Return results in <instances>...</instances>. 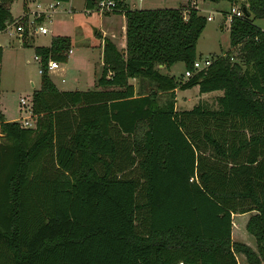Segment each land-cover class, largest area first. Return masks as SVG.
Wrapping results in <instances>:
<instances>
[{"label":"trees","instance_id":"1","mask_svg":"<svg viewBox=\"0 0 264 264\" xmlns=\"http://www.w3.org/2000/svg\"><path fill=\"white\" fill-rule=\"evenodd\" d=\"M116 1L125 48L105 37L99 89L57 88L47 61H66L70 38L53 35L34 47V126L0 112V264H264V29L253 22L264 0H244L229 23L250 69L227 52L184 81L158 65L194 69L206 16ZM8 2L0 29L13 21ZM193 85L221 89L218 106L175 109L174 89ZM249 210L255 250L231 237L232 212Z\"/></svg>","mask_w":264,"mask_h":264},{"label":"rangeland","instance_id":"2","mask_svg":"<svg viewBox=\"0 0 264 264\" xmlns=\"http://www.w3.org/2000/svg\"><path fill=\"white\" fill-rule=\"evenodd\" d=\"M130 7L155 8V7H181L182 13L187 15L188 0H125ZM211 1L196 0L194 7H199V13L208 16L205 26L196 42V56L200 61L205 58H213L230 52L231 60L238 61L242 67L250 69L241 60L238 46L230 45L229 22L224 19L222 12L229 11L231 5L241 6L244 0ZM49 3L54 6L50 7ZM13 21L6 23L0 29V45L2 54L0 59V112L7 118L19 120L29 115L28 107L31 105L32 92L40 86V62L36 59L34 47L36 45H50L53 35H67L70 38V47L73 52L68 53L66 61H58V67L49 70V76L53 83L62 90L94 89L101 74L102 44L107 33L118 46L123 40L125 16L120 12L105 13L97 9L95 3L91 8H86L85 0H9L8 2ZM23 5H26L25 11ZM25 23L33 19V22L25 26L26 34L22 36L16 30L14 20L22 13ZM111 12V11H108ZM115 13V14H114ZM114 14V15H113ZM253 22L264 29V18H254ZM20 23V22H19ZM42 24L48 32L41 33L34 28ZM222 24V27L220 25ZM94 28L98 29L94 33ZM114 35H111V32ZM104 33V34H105ZM125 42V41H124ZM124 49V48H123ZM213 56V57H212ZM159 71L174 76L177 81L188 78L185 75L186 67L183 61H175L169 68L161 67ZM63 79V80H62ZM143 79L142 82H144ZM136 83L140 81L135 80ZM143 91L150 87L144 82ZM177 109H189L201 102L202 104L216 108L217 96L222 94L221 89L199 92L198 86L177 88ZM24 97L26 104L20 103ZM169 97V91L158 92V102L163 103ZM35 123V120H34ZM208 153V151L206 150ZM239 218H235V220ZM236 230V229H235ZM237 231V230H236ZM235 231V234L237 232ZM233 240H237L233 237ZM255 248V246H254ZM239 264H247L243 255H239Z\"/></svg>","mask_w":264,"mask_h":264},{"label":"built area","instance_id":"3","mask_svg":"<svg viewBox=\"0 0 264 264\" xmlns=\"http://www.w3.org/2000/svg\"><path fill=\"white\" fill-rule=\"evenodd\" d=\"M94 3L96 5L97 9L100 10V11H103V12L115 11V10L119 9V6L117 5V1L116 0H95ZM190 3L192 5H194V4H196V0H190ZM49 6L53 7L54 4L53 3H49ZM243 13H244V11H243V8L241 6H235V5L232 4L231 7H230V10L229 11H223L222 15H223L224 19L227 20L230 23V21H231V19L233 17H240V16L243 15ZM24 16H25V13L23 12L20 16H18L17 19L14 20V23L17 22V24L15 25V28L19 32V34L21 36L23 35V32L26 30L25 26H28V24L33 22V19L28 20V18L25 19L27 23H25L24 20L20 21L22 18H24ZM206 18L207 19H211L212 16L208 15V16H206ZM34 30L35 31H40L41 33L48 32L47 27L42 25V24H38V26L35 27ZM71 51H72V48L70 47L68 49L67 53H70ZM35 57H36V59L39 60L38 56H35ZM232 58L233 57H231V59ZM211 61H212V58H208V57L203 58L201 61L199 59H196L194 61V63H193L194 69L193 70L186 69L185 75L186 76H190L191 74L194 73V71H197V70H200V69H203V68L207 67L211 63ZM57 67H58V61L53 60V59H49L47 61V69H48V71L49 70H53V69H55ZM40 71H41V69L39 68V72ZM20 103L21 104H26V100H25L24 97L20 98ZM27 109L29 111V115L21 117L18 121L20 122V124L22 126L32 127V126H34V120L35 119H34V115H32L31 105Z\"/></svg>","mask_w":264,"mask_h":264},{"label":"crops","instance_id":"4","mask_svg":"<svg viewBox=\"0 0 264 264\" xmlns=\"http://www.w3.org/2000/svg\"><path fill=\"white\" fill-rule=\"evenodd\" d=\"M188 2H189V4H191L190 3V0H188ZM232 3H234V2H232ZM243 3H245V5H246V2L244 1ZM242 3V4H243ZM127 4H129L128 2H127ZM194 5H196V4H194ZM191 6H193L192 4H191ZM197 9H198V12L200 11V8L199 7H196ZM113 11H111V12H108V11H106L105 13H112ZM115 14V13H114ZM113 14V15H114ZM122 14V13H121ZM123 15V14H122ZM125 23H126V19L124 20V32L122 33V35H121V40H123V43H122V45L121 46H118L117 44H116V42L112 39V38H110L116 45H117V47L119 48V49H123V48H125V35H124V33H125ZM258 25V24H257ZM220 27H222V24L220 25ZM261 27V26H260ZM98 30V29H97ZM96 30V31H97ZM105 33V32H104ZM102 33V35H105V37H108L109 38V36H107L108 34L107 33ZM111 35H114V32L112 31L111 32ZM102 46H103V44H102ZM73 52V50L70 52V53H72ZM101 64H103V60H102V62H101ZM161 67H164V65H158V68H161ZM170 67V66H169ZM168 67V68H169ZM101 69H102V65H101ZM101 69H100V72H101ZM63 80V79H62ZM135 80H137V78H129V81L134 85V90H135V94L137 93V91H138V83H136L135 82ZM198 86V85H197ZM58 89H60L59 87H57ZM100 87L97 85V87L96 88H94V89H99ZM177 88L178 87H176L175 89H174V93H176L178 90H177ZM60 90H62V89H60ZM80 90H85V89H80ZM176 102H177V97H176V94H175V109H177V107H176ZM2 113V112H1ZM3 114V113H2ZM3 116H4V114H3ZM4 118L6 119V120H12L13 118H7V117H5L4 116ZM252 213H255V210H249V211H244V212H232V227H231V237H232V239H233V237L235 238V239H237V240H234V241H238V242H242V243H245V244H247V245H249L250 247H252L254 250L256 249V243H255V239H254V237L252 236V235H250L247 231H246V227H245V225H246V222H247V219L249 218V216L252 214ZM239 218V220L238 219H236L235 220V218ZM237 231H236V230ZM235 231L237 232V234H235ZM254 246H255V248H254ZM239 255H241V254H238V255H236V258H237V263L239 264Z\"/></svg>","mask_w":264,"mask_h":264},{"label":"water","instance_id":"5","mask_svg":"<svg viewBox=\"0 0 264 264\" xmlns=\"http://www.w3.org/2000/svg\"><path fill=\"white\" fill-rule=\"evenodd\" d=\"M96 30H97V29H95V28H94V30H93V31H94V33L96 32Z\"/></svg>","mask_w":264,"mask_h":264}]
</instances>
